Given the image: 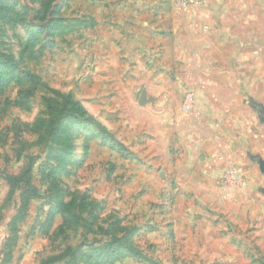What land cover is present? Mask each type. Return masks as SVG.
I'll list each match as a JSON object with an SVG mask.
<instances>
[{
	"label": "rangeland",
	"instance_id": "obj_1",
	"mask_svg": "<svg viewBox=\"0 0 264 264\" xmlns=\"http://www.w3.org/2000/svg\"><path fill=\"white\" fill-rule=\"evenodd\" d=\"M4 56L0 264H264V0H0Z\"/></svg>",
	"mask_w": 264,
	"mask_h": 264
},
{
	"label": "trees",
	"instance_id": "obj_2",
	"mask_svg": "<svg viewBox=\"0 0 264 264\" xmlns=\"http://www.w3.org/2000/svg\"><path fill=\"white\" fill-rule=\"evenodd\" d=\"M8 83L22 88L19 93H24L25 97L32 96L33 92L39 87L47 88V85L38 75L29 70L20 69L11 57L4 56L2 62H0V86ZM52 92L56 98L60 99L61 103L59 106L63 109H67L68 113V115L63 116V118L62 116H57L52 119L48 125L49 136L51 138H56L61 147L56 161L58 164H63L72 149L70 133L74 128L82 129L86 127L84 121L81 119L86 113L80 103L70 94L63 95L54 90H52ZM45 104L50 110L53 109L55 105H58L56 100L49 98L45 99ZM54 170L58 171L60 167L56 165L54 166ZM74 203L75 201L72 200L67 204H56L55 208L57 213L62 215L67 213L69 209L73 207ZM126 255L137 256L138 253L133 247L123 244L120 240H116L107 258L109 262H112Z\"/></svg>",
	"mask_w": 264,
	"mask_h": 264
},
{
	"label": "water",
	"instance_id": "obj_3",
	"mask_svg": "<svg viewBox=\"0 0 264 264\" xmlns=\"http://www.w3.org/2000/svg\"><path fill=\"white\" fill-rule=\"evenodd\" d=\"M145 100V95L143 94L140 98V102H143Z\"/></svg>",
	"mask_w": 264,
	"mask_h": 264
}]
</instances>
